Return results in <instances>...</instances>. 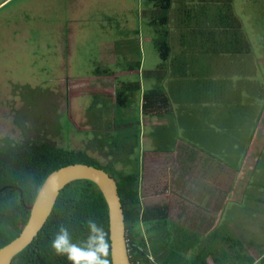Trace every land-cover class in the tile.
Segmentation results:
<instances>
[{"label":"rangeland","instance_id":"1","mask_svg":"<svg viewBox=\"0 0 264 264\" xmlns=\"http://www.w3.org/2000/svg\"><path fill=\"white\" fill-rule=\"evenodd\" d=\"M234 3L227 29L241 36L242 48L215 56L208 53L210 44L200 41L193 43L195 52L188 49L193 42L190 31H200L194 28L208 19L193 25L200 19L193 10V20L181 24L174 7L167 24L173 48L163 61L156 46V32L163 26L151 21L157 10L149 11L148 0H0V148L43 143L64 147L76 153L77 160L104 168L119 187L125 176L134 174L139 195L141 154L148 145L138 96L127 94L126 114L121 116L125 125L119 129L111 116L101 117L106 111L96 102L87 110L96 120L84 131L79 122L69 120L68 104L81 108L86 97L81 85L97 68L127 71L124 67L140 62V73L123 75L122 80L156 83V94L165 91L168 82L167 93L180 100L175 101L179 118L173 113L166 125V146L175 143L173 135L178 133V140L196 142L201 154L231 164L225 168L232 182L226 187L236 194L224 202V192L218 191L214 200L201 202L211 212L206 220L221 210L223 230L233 221L247 252L259 258L264 254V0ZM212 14L211 19L227 20ZM181 43L183 54L175 63ZM104 125L106 130L98 129ZM222 142L226 147L216 146ZM6 161L0 156V164ZM141 229L146 235L145 226Z\"/></svg>","mask_w":264,"mask_h":264},{"label":"crops","instance_id":"2","mask_svg":"<svg viewBox=\"0 0 264 264\" xmlns=\"http://www.w3.org/2000/svg\"><path fill=\"white\" fill-rule=\"evenodd\" d=\"M184 1L190 3L188 5L190 6V9L197 11V13L194 14L196 18L208 19L205 24L200 26L215 31V38L217 40L223 39L222 33L220 32L221 27H225L226 25L224 23L231 19L229 18L223 23L211 19L213 16L212 13L215 14L216 12V16L219 18H222L223 16L218 14V9L227 10L229 8L234 13L233 10L236 8L234 3L235 0ZM194 16L191 15V17ZM223 18L225 19V17ZM195 24H197L196 21H194L193 25ZM198 29L200 30L201 28L199 27ZM195 34L196 35L192 41L194 44L198 45V42H202L204 39V37H202L204 35H201L199 31ZM212 37L213 36H211V38ZM242 43L243 42L241 41V48ZM183 46L184 43L176 46V50L178 51L176 53L177 56H174L175 63L178 61L176 58L183 54V52L180 51ZM209 46L211 48H208V53L216 54L215 56L219 53H225L228 51L212 48V44ZM188 49L195 52L196 47L192 44ZM230 52L231 51H228V53ZM178 63L184 64L182 61H179ZM124 68H128V70L126 71L123 68V70H118V66L114 69L106 68L100 70L97 68L96 72H94L95 75L90 77V79L88 78L89 80H87V84L81 85L84 87V94L82 96H86L84 97V104H82L81 108H78V106L73 107L74 103L69 101L70 116L67 113L66 114L69 116L70 121L79 122L82 130L86 131L87 129H92L90 122H95L96 117L89 118L90 115L87 110L89 107H94L93 104L99 102L101 105L98 104L96 107L99 106L105 108L103 110L106 111L104 112V117L103 115L101 117H107L110 120L111 116L114 127L119 129L118 127H120V125H125L121 116L126 114L125 104L127 102L117 101V94L121 90H125L127 94H132V90L127 91L130 87L125 86L131 83H135L136 86L137 83L140 84L141 88L139 90L135 89L134 93L139 98V106L143 113V126L146 127L143 133V138L146 140L144 142L145 145L148 146L141 154V191L139 192V198L142 205L145 204L146 207L159 206L166 209L168 220L170 221L168 227L172 230L173 242L175 243L173 247L176 248L175 250L178 251L177 254L180 257V260L175 259L168 262V264H188L191 260H195L198 255L206 256L205 261L207 264H231L228 262V259L231 258L236 250H239L240 253L245 255L249 254L254 257L255 262L258 261V257L247 252L245 247L246 243L242 241L240 231L233 221L232 223H229L230 225H227L228 231L223 230L222 225L224 221L221 218V210L216 215V218H213V216L210 220H206L211 212L203 203L209 202L210 199L214 200L213 197L218 191L221 193L224 192V202L229 200L232 194H236L235 191L233 192V187H226V184L232 182L230 177L228 178L230 174L225 176V168L231 165L224 160H219V158L216 159L210 155H205L207 152L201 154V149L196 142L191 141L190 143H184L181 140H178L180 136L178 133L173 135L177 141L175 139V143H173L172 146H166L168 145L165 143V140L168 137L166 125L170 121V116L173 113L177 116L176 118H179L178 106L176 105L177 102H175L180 101L179 98L172 93H167L168 91L166 88L168 87V82L166 81L167 85L164 88L165 91L161 92V90H159L157 94L159 98L163 99H161V101L150 102L148 109L143 110L141 105L143 101V91L149 89H154V91H156L159 87H153L156 83H148L147 85H144L140 80L137 81L136 79L130 81L122 80L123 75L133 74L137 71L140 73V70H138L140 67L131 68V65H128ZM134 69L137 70L135 71ZM156 72V70H151V75H155ZM68 77L72 78L73 76ZM70 80L72 79H68L67 82ZM65 86L66 81L64 87ZM69 87L73 88L71 86ZM92 90L93 92H90ZM137 93L139 95H137ZM106 104L107 106H104ZM97 118L101 119L99 117ZM104 127H106V125L98 129L106 130ZM180 131L182 132V128ZM192 135L193 132L191 133V137ZM193 137L195 138L194 135ZM225 144L226 143L222 142V145L219 143V145L216 144V146L226 147ZM207 165L209 169L208 172L206 171ZM217 173L220 177L222 174L223 179L215 180L219 177L217 176ZM210 180L212 182H210ZM219 181H224L221 185L222 187L217 186ZM235 197L237 198L238 195ZM211 220H213V222H211ZM230 238L232 240H239L242 247L240 248L237 244H234L235 247H231V245L229 246ZM166 250H163L159 255L160 262H164V258L169 252H171L170 248H168L167 251ZM223 254L226 255L224 258H222ZM217 258L219 261L216 260Z\"/></svg>","mask_w":264,"mask_h":264},{"label":"trees","instance_id":"3","mask_svg":"<svg viewBox=\"0 0 264 264\" xmlns=\"http://www.w3.org/2000/svg\"><path fill=\"white\" fill-rule=\"evenodd\" d=\"M189 4L184 0H148L149 11L155 8L157 10V14L151 16V21L157 19L163 26L162 31L156 32L158 33L156 46L163 61L169 58L173 48V45L171 47L167 41V36H169L168 15L172 8L177 7L181 24L186 23L187 18L193 20L191 18L193 10L189 8ZM218 11L225 17V19L222 17L223 21L229 18L233 19V12L229 8L227 10L218 9ZM202 20L201 18L199 21H195L200 23ZM231 21L224 23L225 27H221L220 32L224 41L223 39L217 40L215 31L208 30L200 24L194 30L201 28L199 33L204 35L202 43L212 44V48L215 49L233 52L241 48V41L233 29H231L232 33H228L227 28L231 26ZM195 35L193 31H190L192 38ZM211 36L213 37L211 38ZM191 43L193 44V42ZM138 67H140V62L131 65V68ZM125 87H130L127 91L132 90L133 92L135 89L141 88L139 83L137 86L135 83H131ZM142 96L143 110L148 109L150 102L163 99L159 98L153 89L143 91ZM126 97L125 90H121L117 94V101L124 102L127 100ZM0 156H6V160L8 158L4 165L0 164V247H2L20 233L29 216V210L25 205L34 201L46 176L63 165L75 162L83 163V161L77 160V154L64 147L49 146L46 143L32 148H29L27 144L22 148L15 146L11 150L0 148ZM87 164L89 163L87 162ZM134 177V174L127 175L125 176L126 181L120 187L117 184L131 264H168L172 260H180L178 251L173 247L175 243L172 230L168 227L170 221L166 209L159 206L145 207L142 205L138 195V186H136L138 185L137 179ZM130 183H133L134 186ZM89 217H94L109 233L108 209L102 193L89 180H74L60 191L41 230L30 244L15 255L11 264H70L66 257L55 253L51 247V239L60 224L69 226L76 240L86 238L85 221ZM142 225L146 228V235L141 229ZM229 240V246L235 247L234 244H237L240 248L242 247L239 240L231 238ZM168 248L171 249V252L164 258V262H160L159 255ZM224 254L222 258L226 256ZM205 257L198 255L188 264H207ZM108 258L111 264L110 254ZM216 260L219 261L218 258ZM254 260L251 255H245L236 250L228 262L231 264H255ZM258 261L260 264H264V254L260 255Z\"/></svg>","mask_w":264,"mask_h":264},{"label":"water","instance_id":"4","mask_svg":"<svg viewBox=\"0 0 264 264\" xmlns=\"http://www.w3.org/2000/svg\"><path fill=\"white\" fill-rule=\"evenodd\" d=\"M79 179L93 182L107 204L111 264H131L116 180L104 169L82 162L63 165L46 176L34 201L25 205L29 216L20 233L0 247V264H11L15 255L31 243L50 215L60 191Z\"/></svg>","mask_w":264,"mask_h":264},{"label":"clouds","instance_id":"5","mask_svg":"<svg viewBox=\"0 0 264 264\" xmlns=\"http://www.w3.org/2000/svg\"><path fill=\"white\" fill-rule=\"evenodd\" d=\"M86 238L76 240L69 226L57 227L51 247L57 255L64 256L70 264H110L109 233L94 217L85 221Z\"/></svg>","mask_w":264,"mask_h":264}]
</instances>
